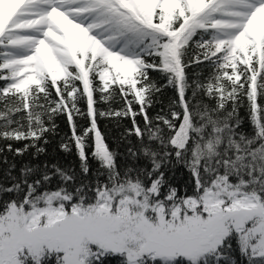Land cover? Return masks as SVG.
Masks as SVG:
<instances>
[{"label": "snow or ice", "instance_id": "1", "mask_svg": "<svg viewBox=\"0 0 264 264\" xmlns=\"http://www.w3.org/2000/svg\"><path fill=\"white\" fill-rule=\"evenodd\" d=\"M0 82V264H264V0H0Z\"/></svg>", "mask_w": 264, "mask_h": 264}, {"label": "trees", "instance_id": "2", "mask_svg": "<svg viewBox=\"0 0 264 264\" xmlns=\"http://www.w3.org/2000/svg\"><path fill=\"white\" fill-rule=\"evenodd\" d=\"M152 76H153V79H156L158 83H164V81L159 78V74L152 73ZM2 84H3V82H0V86H2ZM173 95L174 94L170 89H165L164 90V96L161 97L160 99H162L164 101V103L167 104L168 98H171ZM121 106H122L121 102H117V103L112 104V107L116 108V109H119ZM81 107H83V105ZM99 107L107 110V105L101 104V105H99ZM159 108H160L159 105L155 106L153 109L150 110L151 114L155 115L156 112L159 111ZM242 114H244L243 110H242ZM57 123L60 126V135L61 136H63L66 133H69L67 122L64 119L57 120ZM98 123L100 125L101 131L105 134L109 144L113 148L119 147L120 150L123 151V146L120 145L118 143V141H119L120 134L124 131V129H126L127 127H130V121L127 119H124V120H120L119 122H117L114 119L101 118L98 121ZM15 146L20 147L22 145L18 144ZM8 155H9V159L11 160L12 159L11 154H8ZM53 156H55V159L58 160L61 163V165H64V166L72 165L74 167H77V170H78V163L79 162H78L77 158L75 157V155H64L63 153H59V154L53 153ZM28 160H29L28 156H25L23 158L16 157L17 171L19 170V167L23 163L27 162ZM3 167H5V166L0 165V169H2ZM0 178H2V171H0ZM184 179H185V177L183 175H181L180 173H178L177 179L174 182L177 183L178 185L182 186L184 183ZM113 264H117V262L113 261Z\"/></svg>", "mask_w": 264, "mask_h": 264}]
</instances>
